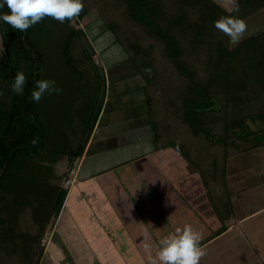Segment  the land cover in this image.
<instances>
[{"label":"trees","instance_id":"16d2710c","mask_svg":"<svg viewBox=\"0 0 264 264\" xmlns=\"http://www.w3.org/2000/svg\"><path fill=\"white\" fill-rule=\"evenodd\" d=\"M115 1L121 4V16L106 18L107 29L132 53L139 72L148 68L147 80L157 78L155 101L172 117L161 129L151 120L155 148L176 147L191 162L196 152L208 147L204 154L216 173L218 163L243 143L257 146L248 139L264 132V30L231 46L229 38L214 27V21L229 15L215 0ZM82 2L84 10L75 21L94 17L97 5L92 0ZM250 6L257 9L258 5L242 4L238 13L231 14L243 18L251 12ZM8 11L6 5L0 8V14ZM90 23L83 28L45 17L19 32L0 20L4 46L0 52V264H8L6 257H18L17 235L28 213L34 222L59 214L67 190L51 186L49 176L57 161L67 157L73 166L84 154L104 107L105 73L96 70L93 81L54 80L62 91L45 94L39 103L31 96L37 80H53L47 76L49 67L61 77L67 67L64 71L84 78L72 48L81 45L93 52L87 41L92 39ZM101 37L100 41L94 38V47H100ZM17 71L27 78L22 95L11 89ZM179 128H184L180 134ZM39 257L20 264H39Z\"/></svg>","mask_w":264,"mask_h":264},{"label":"rangeland","instance_id":"374dc122","mask_svg":"<svg viewBox=\"0 0 264 264\" xmlns=\"http://www.w3.org/2000/svg\"><path fill=\"white\" fill-rule=\"evenodd\" d=\"M215 1L222 2V0ZM263 1L264 0H240L239 8L241 9L242 4L251 5L255 3L258 5V9ZM92 2L94 5H97L94 6L92 12V16L96 18L89 16L80 21L74 20L70 22L71 26L76 25L77 27L86 28L88 23L95 20L90 23V25L95 28L91 35L92 39L89 40V37L87 38V41H91L92 43L93 52L90 51V48L81 47V45H74L72 48L74 62L85 72L83 75L85 79H82L80 73L72 74L64 71V68L67 70V67H63L62 77L58 71H53V69L49 67L47 76L53 80L93 81L94 70H96L99 73L104 72L105 74H103L106 80H118L111 83L113 86V93L121 92L126 94L117 101L111 98V100H113L110 101L109 106L117 104L118 106L120 105L121 108H118L117 111L112 112V114L110 113L104 116L99 131L96 134L97 138L100 137V135L119 133L128 127L138 128L139 126H144L146 122L147 125H150L151 120L153 123L156 122V128L161 129L164 124L163 122L170 121L172 117H167L165 113L166 107L160 102L155 101L157 97V87L155 85L156 82L158 84L157 78H150V80H147L146 73L149 74L150 72L148 68H144V72H139L138 65L132 58V53L127 50L125 51L118 42H116V36L112 29H107L106 18L117 15L121 16L118 10L121 4L115 0H92ZM250 8L251 12L243 15V19L248 22L247 25L249 27L244 37H247L250 33L254 34L258 28L255 21L259 11L256 12L257 9L252 8V6H250ZM249 10L248 8V11ZM252 13L255 14L254 20L246 16L251 14L250 16L253 18ZM263 23L262 21V25ZM257 25L260 26V21ZM86 30L88 31V29ZM99 36H102V40L106 42L103 43V45L105 44L104 48L106 46L109 47L107 50L108 52L109 49L112 48L113 51H116L117 48L119 49V57H124V59L121 58V61H123L122 63H116L108 68L105 66L102 62L103 56L99 54L94 47V38L98 37L100 41ZM3 47L0 36V52L3 50ZM129 53L131 56H129ZM89 55L92 57V60H88ZM135 71L137 73H135ZM157 73L160 75L159 79L162 80L161 72L159 71ZM150 75H152V73H150ZM147 83H151L150 86H144L147 85ZM75 85H77V83L72 84L73 87H75ZM139 85L143 87L134 90V88H137ZM107 91L108 93L110 91L109 83L107 84ZM145 97L146 99L142 101ZM153 98L154 100L152 101ZM151 112L152 115H150ZM175 129L176 128H173V133ZM183 129L184 128H179V134ZM184 141L183 135H179V142L184 145ZM248 142L253 144L257 142V146H264V132H259L257 135L251 137L248 139ZM185 143H188V141ZM183 145L181 146L184 148ZM263 146L261 149L256 150L254 149L256 146L248 148L247 153L250 156L248 155L246 158V166L252 167V165L256 164L253 160L254 156L252 155L255 152H258V159L263 156ZM207 149L208 147L199 150L200 153L196 152L197 157L200 154V157H198L199 160L209 161L210 158L204 154ZM78 160V158L74 160L73 166L69 165L67 157L55 163L54 173L49 176L51 179L49 182H51V186H62V188L67 190L62 208L58 215H52L38 222L32 221L30 217L31 214L29 213L26 215V219H22L23 229L20 225V230L18 231L19 235H17L18 251L16 254L18 257H6V262L8 264H20V261H23V259L28 260L30 257L35 259L38 255H40L39 264H146L147 261H142V259L130 261L126 258H131L134 251L141 252L140 249L143 248L147 251H153L155 249L157 251L158 245H127L125 244L124 238L117 237L115 240L118 241V243H116L114 238H112V234H114V236H116V234L121 235L120 230L110 231V229L100 227L96 218V211L99 209L100 200L99 197L93 193V185L91 183L87 182L83 184L79 182L76 171ZM221 171L222 166L218 163L217 171L216 173L214 172L215 176L213 174L215 180L214 194L217 193L215 200L216 205H218L217 201H221L222 198L224 200L227 196L233 200L231 196L235 194V192L232 194V192L228 191L229 184H227V182H225V184L223 183L224 177L221 175ZM247 171L249 174L253 175L255 169ZM255 182L256 181L246 184L245 198H241V200L236 202V212L232 218L234 226L231 231L203 247L207 255L201 259L200 264H264V186L256 185L253 187L252 185ZM226 203L231 206L227 199ZM211 232L212 231L208 232V235H210ZM208 235L203 236L201 242L205 240ZM102 237L105 239L103 243L99 242V239H102ZM122 237H124L123 234ZM114 252H116L117 255H111V253ZM104 255H106L108 259H104ZM120 255L122 257L124 256V258H120Z\"/></svg>","mask_w":264,"mask_h":264},{"label":"crops","instance_id":"0c3cea01","mask_svg":"<svg viewBox=\"0 0 264 264\" xmlns=\"http://www.w3.org/2000/svg\"><path fill=\"white\" fill-rule=\"evenodd\" d=\"M262 9L256 11L259 13L256 16L255 24L258 28L255 33L264 30V23L262 25L264 7ZM250 15L246 16L254 20L255 14L253 18ZM259 21L260 26L257 25ZM94 29L93 27V31ZM101 42L103 43V40ZM102 43L95 49L103 56L102 62L107 68L123 62L121 60L124 57H119L118 48L116 51H113V48L109 49L108 52L109 47L106 46L104 55ZM116 81L118 80H106L104 107L84 154L78 158L76 168L79 182L91 183L93 193L99 197L96 218L100 227L110 231L120 230L121 235L112 234V238L114 240L117 237L124 238L127 245H158V248L162 238L178 227L183 228L186 224L199 231L202 237L212 231L201 242L202 247L231 231L234 226L232 218L236 212V202L245 198L246 184L256 181L253 187L264 186V153L260 159L257 158L258 152L252 154L256 164L248 167L245 161L249 155L247 153L249 147L243 143L239 152L222 161L223 183L227 182L228 191L235 194L231 196L233 200L228 196L225 197L231 206L226 203L225 198L217 201L218 205H216L217 193L214 194L215 180L210 161L201 162L195 155L190 162L181 151L172 146L161 145L155 148L151 128L147 122L138 128L128 127L129 129L119 133L96 137L104 116L121 108L117 104L109 106L110 101L113 99L117 101L126 94L113 93L111 83ZM142 87L139 85L134 90ZM145 99L146 97L142 101ZM262 146L258 145L254 149H261ZM200 166L204 169L202 170ZM254 169L253 175L247 171ZM221 229L225 230L217 234ZM99 240L103 243L105 239L102 237ZM115 242L118 243L116 240ZM140 250L141 252L134 251L133 256L126 259L130 261L142 259L147 261L146 264H151V260L156 257V249ZM103 257L108 259L106 255ZM114 260L116 261L115 258Z\"/></svg>","mask_w":264,"mask_h":264},{"label":"clouds","instance_id":"9594fccd","mask_svg":"<svg viewBox=\"0 0 264 264\" xmlns=\"http://www.w3.org/2000/svg\"><path fill=\"white\" fill-rule=\"evenodd\" d=\"M7 6L8 12L0 14V20L19 32H26L29 28L42 22L45 17L61 24L74 21L84 10L82 0H2L0 8ZM219 6L229 15L221 16L214 21L216 30L229 38V44H239L248 31L245 19L231 13L239 12L237 0H222ZM27 78L24 72L17 71L11 84L12 91L22 95ZM35 90L31 92L34 102L39 103L45 94H59L62 89L56 87V82L40 79L35 82ZM202 235L191 225L176 228L174 232L159 241L156 257L151 264H200L207 253L201 246Z\"/></svg>","mask_w":264,"mask_h":264}]
</instances>
